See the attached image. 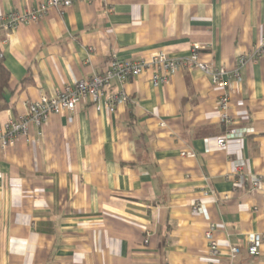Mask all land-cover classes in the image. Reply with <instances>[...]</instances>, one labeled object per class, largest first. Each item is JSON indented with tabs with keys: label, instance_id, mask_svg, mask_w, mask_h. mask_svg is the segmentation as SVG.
I'll return each instance as SVG.
<instances>
[{
	"label": "crops",
	"instance_id": "obj_1",
	"mask_svg": "<svg viewBox=\"0 0 264 264\" xmlns=\"http://www.w3.org/2000/svg\"><path fill=\"white\" fill-rule=\"evenodd\" d=\"M42 1L0 0V15ZM263 37L264 0H75L0 29L10 73L0 123L112 56L183 57L196 43L200 61L231 69ZM150 77L129 78L113 112L79 104L31 126V141L0 144V264H264V192L248 186L264 173V54L242 74L231 111L244 118L223 147L221 89L198 70L159 86Z\"/></svg>",
	"mask_w": 264,
	"mask_h": 264
},
{
	"label": "built area",
	"instance_id": "obj_2",
	"mask_svg": "<svg viewBox=\"0 0 264 264\" xmlns=\"http://www.w3.org/2000/svg\"><path fill=\"white\" fill-rule=\"evenodd\" d=\"M74 1L44 0L35 6L11 10L0 15V29L15 30L21 25L44 18L51 8L63 10L72 5ZM78 1L90 2V0ZM199 48L198 44L193 43L189 54L183 57H171L163 50L135 58L112 56L103 70L92 73L88 78L66 83L52 96L41 95L37 100L27 102L23 114L16 118L9 117L5 122L0 123V144L6 147L16 144L19 140L31 141L29 136L31 126L42 127L52 114L73 112L79 104L90 105L96 111L104 109L113 112L118 105L128 102L129 97L123 85L133 76L150 72V82L154 86H159L166 83L172 74L186 69L200 71L209 78L213 86L221 89L217 99V116L220 123L226 126V131L216 139V143L223 147L226 145L227 138L236 134L237 130L234 125L244 118L241 113H233L231 107L236 99L235 93L238 92L245 68L250 62L258 63L263 57L264 37L251 51L239 53L231 69L200 61ZM114 83L119 86L118 89L113 88ZM181 154L185 155V151ZM248 186L251 191L264 192V173L251 177ZM201 206L200 202L194 203L191 207L192 213H200ZM262 211L264 213V207ZM214 231L215 226L209 224L204 232L210 254L213 257L220 253ZM260 244V236L250 233L246 239L245 249L248 254L255 255L258 253ZM239 250L236 246L229 248L232 256L236 255Z\"/></svg>",
	"mask_w": 264,
	"mask_h": 264
},
{
	"label": "trees",
	"instance_id": "obj_3",
	"mask_svg": "<svg viewBox=\"0 0 264 264\" xmlns=\"http://www.w3.org/2000/svg\"><path fill=\"white\" fill-rule=\"evenodd\" d=\"M10 73L4 66L3 54L0 51V112L6 108L5 93L9 86Z\"/></svg>",
	"mask_w": 264,
	"mask_h": 264
}]
</instances>
